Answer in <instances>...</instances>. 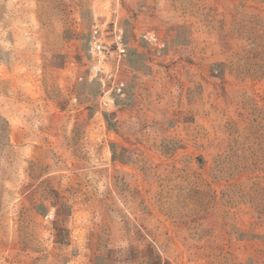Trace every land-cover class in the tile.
<instances>
[{"label":"rangeland","instance_id":"obj_1","mask_svg":"<svg viewBox=\"0 0 264 264\" xmlns=\"http://www.w3.org/2000/svg\"><path fill=\"white\" fill-rule=\"evenodd\" d=\"M239 24L264 0H0V264H264Z\"/></svg>","mask_w":264,"mask_h":264},{"label":"trees","instance_id":"obj_2","mask_svg":"<svg viewBox=\"0 0 264 264\" xmlns=\"http://www.w3.org/2000/svg\"><path fill=\"white\" fill-rule=\"evenodd\" d=\"M238 27H241L238 30L239 34L240 33L241 34L238 35V37L236 38L230 37L231 35H228L229 39L239 40L242 42L241 55H244L246 59L253 62V67L255 64H258L259 65L258 73H261L263 74L262 76H264V26L262 28H259L256 26L248 27L246 25L244 26L243 24H239ZM242 32H246V33H244V35L242 36ZM254 70L255 72H257L256 69ZM219 72H220V68H219Z\"/></svg>","mask_w":264,"mask_h":264}]
</instances>
